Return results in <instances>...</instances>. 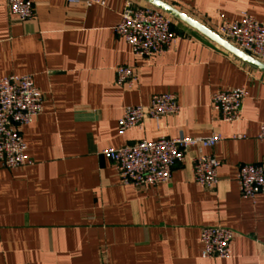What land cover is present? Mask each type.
Here are the masks:
<instances>
[{
    "label": "crops",
    "instance_id": "obj_1",
    "mask_svg": "<svg viewBox=\"0 0 264 264\" xmlns=\"http://www.w3.org/2000/svg\"><path fill=\"white\" fill-rule=\"evenodd\" d=\"M29 1L33 17L22 21L0 0V78L31 76L43 98L42 113L19 129L31 164L0 169V264H264V195L241 198L235 181L242 165L264 167V140L256 138L264 72L160 11L175 42L161 55L135 56L114 28L127 4L151 7L142 0ZM161 1L214 33L243 14L264 22V0ZM118 67L134 69L132 87L115 84ZM239 87L240 119L223 122L211 95ZM160 93L176 96L178 114L118 132L126 107ZM212 134L222 138L204 150L220 162L212 190L192 181L193 151L167 183L148 189L122 185L101 154ZM213 226L234 233L227 259L201 258L200 230Z\"/></svg>",
    "mask_w": 264,
    "mask_h": 264
},
{
    "label": "built area",
    "instance_id": "obj_2",
    "mask_svg": "<svg viewBox=\"0 0 264 264\" xmlns=\"http://www.w3.org/2000/svg\"><path fill=\"white\" fill-rule=\"evenodd\" d=\"M66 1L68 4H83L86 7L102 4L101 0ZM6 7L8 14L19 20L33 17V7L29 0H7ZM114 33L130 46L135 56L143 59L161 55L171 48L177 38L168 17L151 7H134L131 4H127L121 12ZM215 33L246 55L264 63V22L243 14L239 21L222 20ZM135 81L133 68L118 67L115 70L117 86L130 88ZM245 96L244 87L217 91L211 95L210 106L221 121L233 123L240 119ZM42 100V93L31 76L9 75L0 78V169L13 170L31 164L19 129L42 113ZM180 109L175 95L153 94L147 105L128 106L123 110L118 120V132L142 128L146 121L157 122L163 117L178 114ZM256 138L264 140V121ZM221 140L219 134L207 138L161 136L153 141L142 140L119 149H105L101 154L114 164L122 185L148 189L167 183L176 166L184 164L188 152L193 151L190 167L192 181L205 190H212L218 184L217 170L220 162L212 155L205 154L204 150L213 149ZM235 181L241 198L264 195L263 166H240ZM233 238L234 233L227 228H202L199 233L201 258L227 259Z\"/></svg>",
    "mask_w": 264,
    "mask_h": 264
},
{
    "label": "water",
    "instance_id": "obj_3",
    "mask_svg": "<svg viewBox=\"0 0 264 264\" xmlns=\"http://www.w3.org/2000/svg\"><path fill=\"white\" fill-rule=\"evenodd\" d=\"M149 6L157 9L158 11L164 13L168 17L179 21L180 23L186 25L187 27L191 28L192 30L196 31L206 39H208L210 42L224 50L225 52L229 53L233 57L237 58L244 64L255 68L257 70H260L264 72V63L259 62L250 56L246 55L233 45H231L229 42L222 39L220 36H218L213 31L209 30L196 20L190 18L189 16L185 15L184 13L180 12L179 10L173 8L172 6L164 3L161 0H142Z\"/></svg>",
    "mask_w": 264,
    "mask_h": 264
}]
</instances>
